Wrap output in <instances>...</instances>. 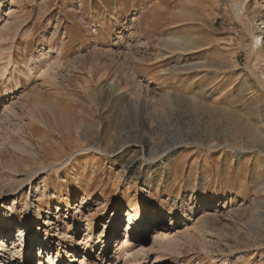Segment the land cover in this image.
Here are the masks:
<instances>
[{"label":"rangeland","instance_id":"rangeland-1","mask_svg":"<svg viewBox=\"0 0 264 264\" xmlns=\"http://www.w3.org/2000/svg\"><path fill=\"white\" fill-rule=\"evenodd\" d=\"M259 35L264 0H0V218L53 205L0 264H264ZM126 195L171 227L141 253Z\"/></svg>","mask_w":264,"mask_h":264},{"label":"bare ground","instance_id":"bare-ground-1","mask_svg":"<svg viewBox=\"0 0 264 264\" xmlns=\"http://www.w3.org/2000/svg\"><path fill=\"white\" fill-rule=\"evenodd\" d=\"M260 36H262V35H259L256 38V44L259 41H260V44H261V45L256 47L257 49H260V48L262 49V46H263L262 43L264 41V36L263 37H260ZM47 72H48V70H47ZM235 124L241 129V131L245 132L246 134H250L251 135V133H252L253 134L252 135L253 136L252 137L253 143L255 145H260L259 147L262 149V151H264V138L262 137V133L258 132L257 130H254L252 124L250 122H248V121H241L240 119H236L235 120ZM173 162H174V159H171V162L169 164L170 168H168V171L166 170V172L171 171V168H172L171 167V163H173ZM147 183H148V181H147ZM85 197H87V196H85ZM99 198L104 199L103 196H100ZM131 198H130L129 195H126L125 198H123L124 200H122V201L119 200L114 205V208H115V210H120L121 208L124 207V202L128 203L129 211H128V213L126 215V218H125L127 220V222H128V230L125 233V237H126L125 244L127 245V243H133V241H135V240H133V241L130 240L132 236L140 237L141 241L139 242V244H140L141 248H139L140 250L137 251V252L141 253V252L144 251V246H145L144 242L145 241L142 242V240H144V239L142 237V234H140L141 233L140 226L145 228V226L149 224L148 219L152 220L151 219V215L153 217H155L154 218L155 220L158 221V226H160V227L162 226L161 229H160L159 234L157 235L160 239L161 238L163 239L165 236H169L170 235L169 229L171 227H170V225H169V227L164 226V222L161 221V218L160 219L156 218L157 215L159 214V212L157 210H155V209L146 210L144 208L141 209L139 207H136V208L133 207V203H131L132 202ZM70 202H71V198H70V196H68L66 198V201H59L57 203V205H58L57 208L69 207L70 206ZM82 202H84V198L82 199ZM42 204L43 203L39 202V204H38L39 207H41ZM206 204H210L209 207H211L214 204V202H213V200L208 199V200H206ZM47 205H49V207H47L46 210H44L46 218L45 219H40V220H35L34 221V223L36 224L35 229H34V227H33V229H31V223H30L31 220L29 219L28 216H25V219H23V221L20 222L21 223V227H19L17 234L14 232L16 227L14 228L13 219H11L10 216L6 217V215H5L4 217L2 216L0 218V220H2V223L0 222V224L3 225V227L0 225V256L1 255H5L6 253L8 255L12 254L14 256L15 253L13 251H11V250L18 248L19 246L17 247V245H19V243H20V245H22V246L25 245V247H26L27 235L33 234L35 231H37V234H40L42 231H45L46 232V236L48 238L50 237L49 236V232H48V226L53 224V222H51V219L49 218V215L53 214V205L50 204V203H47ZM194 209H195V206L193 208H191L190 210L192 211ZM172 215L169 212V217H170L169 219H171V222H172L171 224H173V221H174V216H172ZM89 218H90V216H89ZM185 220H186V218L184 219V221ZM115 224H116V220H113V225L112 226H114ZM10 230H12L11 231V236H13V240L14 241L10 240V234H9ZM87 237L90 238V240L93 239L91 234H89ZM156 239H158V238H156ZM96 241L100 242L101 240H100V238H98V239H96ZM44 242H41V245H43ZM51 243L52 242L50 241V243L45 244L44 247L41 246L42 248L41 247L39 248V257H40V263L39 264H42L43 258L45 257V255L43 254V253L46 252L45 249L49 248L48 251H47L48 254H51L53 252L52 246H50ZM101 243L103 245L102 251L104 252V251H106V247H107L106 245L108 244L107 239L106 238L103 239L101 241ZM155 243H157V242H155ZM9 244H11V246ZM161 244H163V243H161ZM171 247L174 248V243H168L167 245L165 244L164 248L165 249H169L170 248L169 250H171ZM162 249H163V247H162ZM154 250L156 251V245L154 246ZM28 260L29 261L32 260V257L29 256ZM104 261L105 260L103 259V262ZM2 262H3V260H2ZM55 262H56L55 260H51V259L49 260L50 264H55ZM4 264H14V261L10 260V258L7 257V259L5 260Z\"/></svg>","mask_w":264,"mask_h":264}]
</instances>
